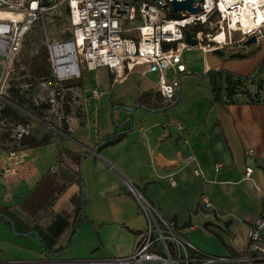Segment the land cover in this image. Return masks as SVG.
I'll return each instance as SVG.
<instances>
[{
  "label": "crops",
  "instance_id": "1",
  "mask_svg": "<svg viewBox=\"0 0 264 264\" xmlns=\"http://www.w3.org/2000/svg\"><path fill=\"white\" fill-rule=\"evenodd\" d=\"M255 45L249 47V52L255 50ZM191 52L182 56L186 70L181 76L178 100L164 112L127 110L137 107L138 94L155 92L157 80L144 92L140 84L137 91L127 95L129 99L121 93L112 97L115 102L104 100L101 104L102 99L110 97L111 89L125 86L133 74L145 76L143 67H136L119 80L107 69L94 71L96 82L101 72L105 91L92 90L89 96L87 105L92 101L96 104L90 110L86 106L91 126L82 143L94 149L104 137L124 134L118 143L88 152L79 162L83 220L65 253L54 257L42 249L34 235L13 234L0 218V264H117L114 260L129 257L146 227V219L127 184L160 216L173 222L183 239L201 255L233 258L215 264H262L235 260L249 256L248 231L264 212V74L260 77L262 84H248L247 94L236 96L235 103L214 102L209 81L201 76L210 70L231 73V65L212 58L208 49L195 47ZM107 112L113 114L114 121L109 117L110 123L99 133L98 124ZM79 147L72 152H87H80ZM58 148L54 142L27 149L21 175L0 180V211L8 210L32 226L18 206L50 172ZM60 162L72 165L70 160ZM247 170L251 172L248 176ZM69 188H73L67 199L72 208L55 212L54 205ZM79 188L71 184L41 225L59 212L71 215L72 221ZM202 197L208 200L210 209H204ZM72 230L70 227L63 233L59 246L67 243Z\"/></svg>",
  "mask_w": 264,
  "mask_h": 264
},
{
  "label": "built area",
  "instance_id": "2",
  "mask_svg": "<svg viewBox=\"0 0 264 264\" xmlns=\"http://www.w3.org/2000/svg\"><path fill=\"white\" fill-rule=\"evenodd\" d=\"M172 1L185 0H0V13L9 15L0 16V111L8 102L2 93L9 90L7 79L13 72L25 35L43 15L59 6L68 9L71 38L47 46L49 77L56 84L79 79L83 70L91 73L104 68L119 80L136 67H143L145 74L156 73L155 93L164 103L177 102L181 76L186 70L182 56L195 48L184 42L185 30L199 48L228 49L232 53H242L248 39L254 38L257 43L264 36V0H198L192 6L198 7L199 12L193 15L173 12ZM207 28L216 31L212 39L205 32ZM205 40L213 45H202ZM176 129L182 127L176 125ZM12 131L10 139L16 148L0 149V180L20 176L26 166L28 148L17 145L23 136L29 135L28 127L14 124ZM250 173L247 170L246 176ZM127 188L139 204L146 227L135 241L132 254L114 260L115 263L233 261L231 257L201 255L193 244L183 239L173 222L160 216L140 193L141 196ZM201 204L204 209L211 208L205 197L201 198ZM247 238L249 256L235 261L256 260L264 264V212L251 225Z\"/></svg>",
  "mask_w": 264,
  "mask_h": 264
},
{
  "label": "rangeland",
  "instance_id": "3",
  "mask_svg": "<svg viewBox=\"0 0 264 264\" xmlns=\"http://www.w3.org/2000/svg\"><path fill=\"white\" fill-rule=\"evenodd\" d=\"M42 1L51 2L52 0ZM205 32L209 35L210 39L216 35L214 29L209 30L207 28ZM68 35H70L69 15L65 6H59L43 15L25 35L20 52L14 61L13 72L7 79L9 90L2 93V96L6 99L12 97V91L26 96L27 103L22 106L26 108L28 114L16 108L21 114L23 113L22 116L18 115V120L11 118L0 119V149L12 150L16 148V145L12 142L13 140L10 139V136L13 134L12 127L14 124L27 126L29 131L28 136L34 139L46 136L50 138V145L55 142L59 147L55 161L49 168V171H56L57 165L61 160H69L62 154V147L72 152L79 145L78 143H80L82 145V147H79L80 152L87 151L83 148L86 147V144L82 143V140L88 138L91 124H88L85 109L86 106H88L87 110L93 109L96 104V101H92L91 105H87V101L90 98L92 90L105 91L102 87L103 77L101 72L97 73L96 76L98 82L93 80L94 75H96L95 72L89 73L84 70L80 72L79 79L61 85L56 84L49 77L47 46L53 43L68 41ZM208 43L210 47L213 45L208 40H205L202 45H207ZM259 46L260 48L257 50ZM253 49L255 50L249 53L245 59H231L230 55L233 53L228 49L221 51L223 54L221 57L213 54V52L210 53V56L222 64H230L231 73L235 75L241 73L249 76L264 58V36L253 46ZM241 51L242 54L248 53L249 47ZM188 52L184 54L187 56L192 54V52ZM43 56L46 59L44 67L47 75L43 79L32 80L29 65L33 60L42 59ZM156 80L155 72L148 73L145 76L133 74L125 86L111 89L110 97L102 99L101 104L103 105L104 100L106 102L109 101V103L115 102V100H112V97L118 96L121 93H124L121 94L123 97L131 95L133 91L139 89L140 84L142 85L141 91L144 92L148 87H153L156 84ZM94 85L97 86L93 87ZM112 115L111 112L110 114L108 112L105 113L100 124H98L99 133L110 123L109 117L113 118L112 122L114 121V116L112 117ZM86 128H88L87 132L82 131ZM65 136H69L72 140ZM72 193L73 188H69L67 193L54 205L53 210L58 212L63 208H66V210L72 208L67 201L68 196Z\"/></svg>",
  "mask_w": 264,
  "mask_h": 264
},
{
  "label": "trees",
  "instance_id": "4",
  "mask_svg": "<svg viewBox=\"0 0 264 264\" xmlns=\"http://www.w3.org/2000/svg\"><path fill=\"white\" fill-rule=\"evenodd\" d=\"M70 38L71 34L68 35V39ZM249 53L251 52L246 53V57ZM45 62L46 59L44 56L42 59H35L31 62L29 67L32 73V80L45 78L47 75L44 67ZM263 74L264 60L259 63L256 69L249 76H239L223 70H210L204 74V76H201V78L204 77L208 79L213 101L228 105L235 103L236 96L247 94L248 84H256L257 87H259L262 84L260 77ZM7 101L8 102L4 104L0 111V119L11 118L18 120V115L20 114L22 116L23 113L21 114L15 107L25 109L26 111V108L22 106L25 105L24 96L19 94V92L12 91V97L8 98ZM136 103L137 107L132 111L137 109H145L149 112H164L174 105L176 101L172 103H164L157 97V93L152 91L145 94H138ZM37 116H35V118L39 120ZM127 123L130 124L131 121H128ZM123 134L124 132H121L104 137L97 144V147L92 150L98 152L105 147L118 143L122 139ZM49 144L50 138L46 136L40 139H34L30 136H23L20 139L17 147L37 148ZM61 151L62 154H64L70 160L72 165L67 162H59L58 170L54 172L50 171L49 173L45 174L38 185L32 190L30 196L23 200L18 206V210L21 212V214L30 219L32 226L27 225L23 220L8 210L0 211V218L8 227L12 229L13 234L20 237L35 234V237L40 242L42 249L54 257H59L65 253L68 246L70 245L73 234L83 220V188L79 170V162L88 154V152L74 153L65 148H63ZM73 183L78 184L80 190L75 196L77 203H75L74 206L75 216L73 217L72 221H70L71 215L66 212H59L52 216L46 225H41L42 222L48 217L54 202ZM70 227L73 229L70 239L64 246H59L58 241L60 237Z\"/></svg>",
  "mask_w": 264,
  "mask_h": 264
},
{
  "label": "water",
  "instance_id": "5",
  "mask_svg": "<svg viewBox=\"0 0 264 264\" xmlns=\"http://www.w3.org/2000/svg\"><path fill=\"white\" fill-rule=\"evenodd\" d=\"M197 2H198V0H185V1H181V2L172 1L170 3V7H171V10L173 12H175V13L176 12H180V11H185L188 14L193 15V14H197L199 12V8L198 7L193 8V6H192L194 3H197ZM184 37H185L184 38V42L187 45H189L191 47H197L198 46L197 41L191 38L190 33H189L188 30L184 31ZM255 44H256L255 39L254 38H250L244 43V46L245 47H250L251 45H255ZM212 52H213V54H215L217 56H220V57L223 56L221 50H213ZM230 58L231 59H245L246 58V53H243V54L242 53H233V54L230 55ZM127 110L128 111H132L131 109H127ZM128 121H130V120H128ZM65 137L70 139V140H72L69 136H65ZM79 145L82 147V145L80 143H79ZM83 148L85 150H87V152L95 153V151L92 150V149H89L87 147H83ZM126 184H127V182H126ZM127 187H129L132 190V192H134L135 194L141 196L139 194V192L133 186L127 184ZM34 236H35V234H34Z\"/></svg>",
  "mask_w": 264,
  "mask_h": 264
},
{
  "label": "bare ground",
  "instance_id": "6",
  "mask_svg": "<svg viewBox=\"0 0 264 264\" xmlns=\"http://www.w3.org/2000/svg\"><path fill=\"white\" fill-rule=\"evenodd\" d=\"M0 16H9V15H7L5 13H0ZM220 38H221V36H219L217 39H220Z\"/></svg>",
  "mask_w": 264,
  "mask_h": 264
}]
</instances>
